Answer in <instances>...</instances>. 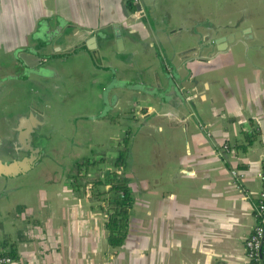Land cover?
Here are the masks:
<instances>
[{"label":"crops","instance_id":"crops-1","mask_svg":"<svg viewBox=\"0 0 264 264\" xmlns=\"http://www.w3.org/2000/svg\"><path fill=\"white\" fill-rule=\"evenodd\" d=\"M140 6L138 15L128 0H0V19L14 24L0 25L3 76L13 75L16 56L38 34L67 28L82 34L77 62L58 58L57 76L38 83L14 78L0 88L1 135L23 133L20 115L28 112L34 126L43 121L34 139L40 159L23 174L0 176V254L16 252L9 264H249L245 241L257 222L264 160V0H140ZM114 25L123 32L121 50ZM243 30L245 38L223 51L211 45ZM92 35L96 51L85 48ZM172 54L181 73L173 82L160 64ZM73 63L81 78L71 72ZM128 81L153 92L129 89ZM109 86L113 107L107 104L103 116ZM53 91L55 100L74 101L63 127L51 121ZM190 94L196 96L188 100ZM89 125L109 132L102 139L107 151L91 157L106 170L128 137L126 163L116 170L134 204L118 247L106 227L109 183L99 187L103 196L87 186L106 174L84 166L74 177L77 167L60 163L63 170L34 176L25 187L5 185L55 164L51 132L69 135Z\"/></svg>","mask_w":264,"mask_h":264},{"label":"rangeland","instance_id":"rangeland-1","mask_svg":"<svg viewBox=\"0 0 264 264\" xmlns=\"http://www.w3.org/2000/svg\"><path fill=\"white\" fill-rule=\"evenodd\" d=\"M24 2V1H23ZM17 5V4H15ZM14 7V6H11ZM12 11V8H11ZM16 14V11H15ZM15 20V19H14ZM0 25L1 26H13V23H8L6 22L4 19H0ZM72 66V70L71 72L76 74L75 76H77L78 78H81V73L79 68L77 67L78 64L73 63L71 64ZM11 72H15V71H11ZM67 77H65V79L67 80V78H70V75H65ZM78 89L80 90V88L78 87ZM14 95V98L17 96L16 94H12ZM23 94H21L22 96ZM24 97V95H23ZM56 97V91H53L52 93V100H50V115L52 116L51 121L53 124L58 125L60 127H63V124L65 123L66 119H65V111H67V109L73 107L74 101H70V103H63L61 101L55 100ZM70 97H65V100L69 101ZM81 119L85 118L82 116L80 117ZM87 120V119H86ZM77 118H74V122H77ZM82 125H80L81 128ZM92 126L89 125L86 128L79 130L76 133L73 134H69V135H65L59 132H51L50 137H51V158L53 159V161H55V164H50L49 161L47 163V167H42L39 169H36L35 171L31 172L30 174H28L27 176H21L19 178H12V179H7V182L5 181V185H12V186H17V187H25L27 185H29L30 183V179H32L34 176L36 177H40V176H48V172L53 170L56 171H61L63 170L65 167L61 166L59 167L60 163L62 164H71L72 162V167H69V169L71 168H75L77 167L75 165V162L77 160H79V158H82V151L81 148L84 146L86 148V150L84 151V158L80 159L82 161H86V160H93V158L91 157H95L99 154H103L107 151L108 149V145H104L102 142V139L104 138V135H108V131L104 128H98L101 126ZM110 149H113L112 147ZM109 155V154H108ZM117 158V157H116ZM110 161V168L111 169H116V167H113V161ZM104 162V161H103ZM101 160L100 161H95L94 163H90V164H86V168L89 171H94L101 175V174H107L109 170L105 169V165H99L101 163H103ZM107 164H109L107 162ZM58 166V167H55ZM101 167V168H100ZM67 168V167H66ZM99 169V170H98ZM48 170V171H47ZM73 171V170H72ZM53 172V171H52ZM52 172H50L49 174H52ZM56 173V172H55ZM76 173V171L73 172V176ZM104 178L106 177V175L103 176ZM0 183L4 184V181L2 179H0ZM88 188L91 189V185L87 184Z\"/></svg>","mask_w":264,"mask_h":264},{"label":"flooded vegetation","instance_id":"flooded-vegetation-1","mask_svg":"<svg viewBox=\"0 0 264 264\" xmlns=\"http://www.w3.org/2000/svg\"><path fill=\"white\" fill-rule=\"evenodd\" d=\"M68 30L64 32H58L56 30V35L52 36L50 34H47L45 35L46 38H42L39 34L34 38V40H32V43L30 45V47H26L25 50L26 51H30V52H33V53H36V54H40V55H43L45 58L44 60L42 61V63L40 65L37 66V69H31L29 70L28 72H30L31 74H27L28 72L26 70H22V67L19 66L17 68H14V73L13 75L15 74H20V72H24L23 75L19 78H23V77H29V78H32L34 77V82L38 83V82H41V80L44 79V77H55L57 76V69L55 67L56 63H57V60L58 58H66V59H70V60H74L75 62H77V53L80 52V50L82 49V43H80V39H79V35L80 34H75L73 33V31L69 28H67ZM91 37V36H90ZM81 39H83L81 37ZM98 46H99V43H98ZM22 51V50H20ZM91 51H96V50H91ZM17 58H19V56L17 55L16 56ZM30 75V76H29ZM8 75H1L0 74V88L1 86L4 84L3 82H5V80H3L5 77H7ZM118 83V82H116ZM33 85H35L33 83ZM119 86H124V84L122 83H119ZM127 87V86H126ZM111 89V86H109L107 89H106V94H105V97H106V104H109L110 107H113L112 105V98L110 99L109 98V95H108V90ZM114 97V95H113ZM109 107L106 106V108H104L102 110V114L104 112V110H107ZM38 110V109H37ZM33 115V111L32 112H28L27 114H23V115H20V127H22L23 129H25V131H23L22 133V130L20 128L17 129V133H15V129H14V133L10 136L8 134H3L1 135V130H0V149H6L8 150L10 148V140L11 139H15V137L17 138L16 142H17V145L19 143V146L21 147L22 144L23 146H25L24 144V138L23 136H26L28 137V140H27V143H26V146L25 148H23V150L19 149L20 147H18L16 144V149L18 150L19 154H21V152L24 153V156H34L35 159L38 161L40 158H39V148H37L35 146V143H34V139L37 138L41 133L40 131L38 132L39 130V125L43 122L41 121L38 122V124H35V126L32 124L31 122V117ZM98 117V116H96ZM11 133V132H10ZM26 133V134H25ZM24 134V135H22ZM5 137V138H3ZM31 140V144L29 146V141ZM30 147V148H29ZM35 149V150H34ZM26 151L27 152V155H26ZM35 152L37 154H35ZM22 155V157H24ZM92 163L94 162V160L91 161Z\"/></svg>","mask_w":264,"mask_h":264},{"label":"water","instance_id":"water-1","mask_svg":"<svg viewBox=\"0 0 264 264\" xmlns=\"http://www.w3.org/2000/svg\"><path fill=\"white\" fill-rule=\"evenodd\" d=\"M140 4L138 5V8L140 9ZM114 28L116 30V38H117V44L118 48L121 50L123 49L124 46V38H123V32L120 30L119 25H114ZM246 30L243 31H235L228 33L226 35L214 38L211 42V45L215 48L217 51H223L225 50L229 44L234 43L236 40L240 38H245L244 33ZM80 35H82L80 33ZM86 47L89 50H97L98 49V37L97 35H92L91 37L87 38L85 40ZM178 55V54H177ZM176 54L172 55H164L161 57L160 64L163 65V73L162 75L165 76L167 80H171L173 82V79L176 80H181V73L178 71V67H176L175 59L177 57ZM179 56V55H178ZM44 56L40 54H36L30 51L22 50L19 53V62L20 66L22 67V70H26L27 72L31 69H37V66L42 63L44 60ZM160 59V58H159ZM170 67L173 68V73L170 72ZM17 68V67H16ZM24 72H20V74H15V75H9L5 77L3 80H10L14 78H19L23 75ZM27 74H31L28 72ZM30 76V75H29ZM36 83V82H35ZM129 89H134L136 88L139 90H145L148 92H153L152 89H150L151 85L147 84L144 86L141 84H136L135 82L128 81V86ZM149 87V88H148ZM149 89V90H148ZM178 90H181V88H178ZM177 90V91H178ZM187 95V93H185ZM103 116L105 113L103 112ZM17 138L11 139L10 142V148L8 150L6 149H0V176L3 177H11V176H16L19 174L25 173L27 170L32 168L37 162L35 157L33 156H24V153L21 152L22 155L19 154L18 150L16 149L17 144ZM26 155L28 151H25Z\"/></svg>","mask_w":264,"mask_h":264},{"label":"trees","instance_id":"trees-1","mask_svg":"<svg viewBox=\"0 0 264 264\" xmlns=\"http://www.w3.org/2000/svg\"><path fill=\"white\" fill-rule=\"evenodd\" d=\"M248 141H252V136H247ZM124 147L120 149L119 154L115 160L114 166L116 169L123 167L127 160V149L128 137L124 138ZM91 160H86L84 162L77 163V171L74 177L81 175V169L86 164H90ZM116 169H110L106 174L105 180L103 179H93L89 183L93 195L103 196L106 192L109 193L108 197L103 198L106 202L109 217L106 222V227L108 230V240L112 246L118 247L123 244L129 229V214L130 210L134 204V197L132 195V190L128 182L119 177L118 171ZM104 181L109 183V188L106 192H101L99 187L104 184ZM0 255H10L12 257L16 256L14 249L9 252H4Z\"/></svg>","mask_w":264,"mask_h":264},{"label":"built area","instance_id":"built-area-1","mask_svg":"<svg viewBox=\"0 0 264 264\" xmlns=\"http://www.w3.org/2000/svg\"><path fill=\"white\" fill-rule=\"evenodd\" d=\"M128 2L133 5V11L135 14H142L143 10L136 9L135 7L140 4V0H128ZM195 96V94H190L187 99H193ZM233 174L238 176L240 172L233 170ZM258 177L261 181V187L259 190L258 200L255 205V216L257 222L245 241L249 264H264V160L258 173ZM12 260L13 259L10 255H0V264H9Z\"/></svg>","mask_w":264,"mask_h":264}]
</instances>
